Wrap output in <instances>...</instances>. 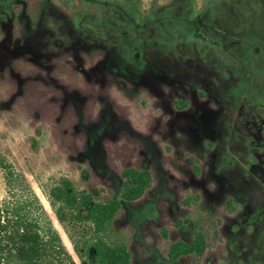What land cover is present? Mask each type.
<instances>
[{"label":"rangeland","instance_id":"1","mask_svg":"<svg viewBox=\"0 0 264 264\" xmlns=\"http://www.w3.org/2000/svg\"><path fill=\"white\" fill-rule=\"evenodd\" d=\"M108 1L143 12L174 3L171 37L187 41L190 4L232 32L264 10L263 0H17L10 15L0 2V157L15 174L0 167V205L33 196L72 251L47 198L67 177L121 201L114 224L131 264H264V50L241 73L242 46L207 42L196 45L199 76H139L107 56L123 23ZM109 19L111 29L92 32ZM82 30L94 40L77 37ZM128 167L153 177L131 201L120 194ZM196 225L205 252L171 260L170 244L189 242Z\"/></svg>","mask_w":264,"mask_h":264},{"label":"trees","instance_id":"2","mask_svg":"<svg viewBox=\"0 0 264 264\" xmlns=\"http://www.w3.org/2000/svg\"><path fill=\"white\" fill-rule=\"evenodd\" d=\"M0 167L10 169L1 157ZM8 174L15 175L11 169ZM122 177L120 194L125 201L139 198L153 181L148 169L136 167L124 169ZM47 198L68 232L72 251L53 224L41 219L43 212L32 209L37 201L31 196L14 207L0 205V264H131L128 240L114 224L122 207L119 199H101L67 177L48 190ZM206 246V235L196 225L192 239L171 243L167 254L171 260L199 257Z\"/></svg>","mask_w":264,"mask_h":264},{"label":"flooded vegetation","instance_id":"3","mask_svg":"<svg viewBox=\"0 0 264 264\" xmlns=\"http://www.w3.org/2000/svg\"><path fill=\"white\" fill-rule=\"evenodd\" d=\"M15 1L17 0H0L4 5V10H7L10 15L12 14L11 3ZM107 4H109L108 11H120L123 20L120 42L111 45V52L107 53V56L109 60L111 59L110 61L114 60L116 63H121L126 68V71L136 72L139 76H165L169 73L177 75L188 72L199 76L200 74L195 67L202 62L204 63V59L196 57V45H204L207 42L212 43L215 49H223L222 47L226 44L225 47H229L232 52H234L236 45L242 46L240 50L242 57L236 58L238 64L233 67L234 70L241 73L247 71L244 67L246 64L249 67L255 66V53L258 51L261 53L260 50H264V40L262 38L264 36L263 9L253 10V16L252 14L250 15L252 19L249 18L248 21L249 25H243V28L237 26V30L233 29L235 32H232L230 30L232 27L221 29L219 25L207 18L206 11L201 8L197 9L190 4L187 20L189 22V31L193 37L187 41L183 38L175 39L171 37L172 24L177 13H179L177 9L175 10L176 13H174V3L167 4L162 8L151 7L150 12L141 10L130 11L120 5H113L109 1ZM51 6L55 7L52 4ZM57 13L68 26H71L70 20L64 14ZM110 15L109 17H111ZM109 21V25H97L96 27L98 28H95L92 32L101 35V28L111 29L113 21L111 19ZM103 22L106 23V21ZM156 30H158L157 33ZM95 34L86 35V32L82 30L76 36L85 41V39L94 40ZM163 34L165 36L162 37ZM89 41L87 42L88 46L93 43V41ZM98 42L106 45L107 41L99 40ZM113 48H117L115 53L112 52ZM245 49H249V53H243ZM108 68L110 69L109 66ZM216 73L219 74L218 71Z\"/></svg>","mask_w":264,"mask_h":264}]
</instances>
